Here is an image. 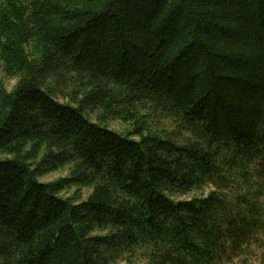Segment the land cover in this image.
I'll list each match as a JSON object with an SVG mask.
<instances>
[{
  "label": "trees",
  "instance_id": "obj_1",
  "mask_svg": "<svg viewBox=\"0 0 264 264\" xmlns=\"http://www.w3.org/2000/svg\"><path fill=\"white\" fill-rule=\"evenodd\" d=\"M250 256L264 0H0V264Z\"/></svg>",
  "mask_w": 264,
  "mask_h": 264
},
{
  "label": "rangeland",
  "instance_id": "obj_2",
  "mask_svg": "<svg viewBox=\"0 0 264 264\" xmlns=\"http://www.w3.org/2000/svg\"><path fill=\"white\" fill-rule=\"evenodd\" d=\"M16 81L15 80H6V85L9 89H12V87L15 85ZM61 100H63L62 96H61ZM111 128L113 130H117L119 132L124 131V126L120 121H113L111 122ZM70 175V171L69 169H65L56 173H53L47 177L41 178V182H51L54 180H57L59 178H63V177H69ZM77 188H71L70 190L66 191L65 193H63L64 197H69L74 195V193L76 192ZM91 193L90 190L88 189H84L83 190V194H84V199H86L89 194ZM121 264H128V263H121ZM136 264H140L139 261L136 262ZM229 264H258L257 262V258H253L252 256L247 257V258H241V259H234L232 263Z\"/></svg>",
  "mask_w": 264,
  "mask_h": 264
}]
</instances>
